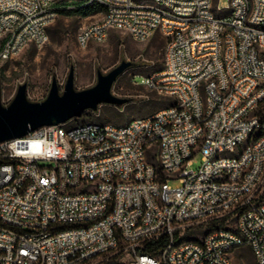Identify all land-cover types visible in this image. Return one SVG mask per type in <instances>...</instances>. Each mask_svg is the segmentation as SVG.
Segmentation results:
<instances>
[{
	"label": "built area",
	"instance_id": "built-area-1",
	"mask_svg": "<svg viewBox=\"0 0 264 264\" xmlns=\"http://www.w3.org/2000/svg\"><path fill=\"white\" fill-rule=\"evenodd\" d=\"M229 1L87 0L104 10L78 45L111 30L161 34L164 68L133 82L175 103L123 125L73 118L0 142V264H235L242 247L264 264V0ZM57 17L55 0H0V61L48 43ZM163 235L158 255L144 251Z\"/></svg>",
	"mask_w": 264,
	"mask_h": 264
},
{
	"label": "rangeland",
	"instance_id": "rangeland-1",
	"mask_svg": "<svg viewBox=\"0 0 264 264\" xmlns=\"http://www.w3.org/2000/svg\"><path fill=\"white\" fill-rule=\"evenodd\" d=\"M84 1V0H81ZM229 0H218L221 8L228 7ZM103 10H98L88 16H64L59 14L50 28V40L44 46L29 45L20 55L13 59L0 61V81L2 84V101L8 105L15 97L22 84L27 85V97L31 101L44 100L51 88L53 78H57L62 92L70 74L75 73V88L83 90L98 82V73H108L123 61L131 65L119 75L112 86V93L127 98L128 102L119 109L123 120L136 118L131 110L135 104L142 105L156 98L159 93L145 86L136 85L148 75L161 71L165 65V38L156 33L145 42L136 41L124 30H111L103 42H92L87 47H80L77 35L80 27L99 20ZM110 104L102 103L96 110L88 109L81 120L72 124L96 122L97 118L108 117ZM109 122H113L111 119ZM202 164V154L193 158L192 169H198ZM173 187L180 185L172 180ZM234 220L230 223L234 224ZM228 226V224H225ZM211 228L207 222L196 223L187 228L184 234L186 240H202L209 234ZM235 264H258L251 248L242 247L234 253Z\"/></svg>",
	"mask_w": 264,
	"mask_h": 264
},
{
	"label": "water",
	"instance_id": "water-1",
	"mask_svg": "<svg viewBox=\"0 0 264 264\" xmlns=\"http://www.w3.org/2000/svg\"><path fill=\"white\" fill-rule=\"evenodd\" d=\"M130 65V61H123L106 74L99 72L98 82L83 90L75 88V73L71 68L63 91H60L54 77L47 97L41 101L29 100L27 85L22 84L14 99L5 105L0 81V142L25 136L42 126L58 125L79 118L86 110H96L102 103L126 104L128 99L114 95L112 86Z\"/></svg>",
	"mask_w": 264,
	"mask_h": 264
},
{
	"label": "trees",
	"instance_id": "trees-1",
	"mask_svg": "<svg viewBox=\"0 0 264 264\" xmlns=\"http://www.w3.org/2000/svg\"><path fill=\"white\" fill-rule=\"evenodd\" d=\"M55 8L58 12V15L61 14L64 16H76V15L88 16L98 10H104V7L101 4L87 3V0L84 1L55 0ZM48 30L50 33H53L50 27ZM174 103H175L174 99L158 94L156 98H152L151 100H148L147 103H144L142 105L135 104L134 106H132L131 110L136 115V118H141V117L149 116L154 112H156L157 110L169 105H173ZM120 108L121 106L111 105L108 113V117L97 118L96 122L105 123V122H109V120L111 119L113 121L112 123L117 125H123L131 121L132 119L123 120L121 118L120 115L122 112L119 111ZM81 119L82 118H77L76 120L79 121ZM150 159L154 160V155H152ZM208 224L211 228L209 233H211L218 228L225 227L226 226L225 224H227V222L225 219H223L221 221H210L208 222ZM186 237L187 236L185 234H183L182 236L176 234L175 242L180 243L186 240ZM169 243H170V236L163 235L158 240L147 243L144 247V251L151 255H158L166 246L169 245ZM120 257L121 255L118 256L117 259H115V261L111 264H118V259Z\"/></svg>",
	"mask_w": 264,
	"mask_h": 264
}]
</instances>
